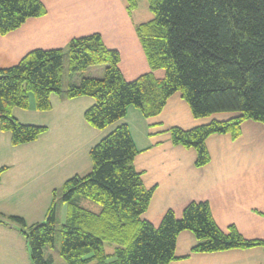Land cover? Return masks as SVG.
Masks as SVG:
<instances>
[{"label": "trees", "instance_id": "1", "mask_svg": "<svg viewBox=\"0 0 264 264\" xmlns=\"http://www.w3.org/2000/svg\"><path fill=\"white\" fill-rule=\"evenodd\" d=\"M125 2L129 12L137 7V0ZM147 4L152 18L135 30L151 71L130 81L119 69V53L107 49L97 33L73 38L65 48L31 50L17 64L0 69V129L10 133L13 145L31 142L45 130L23 124L11 113L14 107L27 108L30 95L40 111L51 107L52 94L90 96L95 103L84 118L98 129L122 118L130 105L145 117L155 116L175 92L194 118L237 113L188 129H168L174 145L196 151V166L209 161L205 140L210 135L236 139L244 121L264 124V0H147ZM45 12L40 0H0V34ZM96 65L104 66L100 77L76 79ZM154 70H163L164 76L156 78ZM136 154L125 124L90 149V169L67 179L60 189L64 217L58 239L55 198L42 222L26 227L16 216H3L0 222L20 227L32 264H53L46 248L55 246L62 264H170L183 230L194 234L196 252L264 247V239L245 238L234 225L221 230L207 201H190L180 216L168 209L153 225L143 217L153 188L143 185L133 164ZM82 199L99 209L82 206Z\"/></svg>", "mask_w": 264, "mask_h": 264}, {"label": "crops", "instance_id": "2", "mask_svg": "<svg viewBox=\"0 0 264 264\" xmlns=\"http://www.w3.org/2000/svg\"><path fill=\"white\" fill-rule=\"evenodd\" d=\"M46 12L28 18L18 28L0 34V69L17 64L34 49L65 48L73 38L97 33L107 49L119 53V69L127 81L151 71L135 27L145 15L129 12L125 0H40ZM149 20V19H148ZM65 59L63 85L67 79ZM104 66H92L81 75L100 77ZM156 78L163 70H154ZM51 107L40 111L29 97L27 108L14 107L12 115L23 124L45 130L31 142L13 145L9 132L0 129V219L20 217L25 226L42 222L53 199L58 202L63 183L91 167L90 149L121 124L129 130L137 149L134 167L143 185L153 188L143 217L157 226L171 209L177 216L190 201H207L217 226L230 225L249 239H264V124L246 120L241 134H212L205 140L209 161L196 166V151L171 142L168 129H188L229 113L194 118L179 92L161 112L145 117L128 106L125 115L104 129L92 127L84 112L95 101L90 96H50ZM61 210V211H60ZM63 212L58 205V219ZM62 218L59 220L62 222ZM13 222H0V264H32L25 236ZM194 234L181 231L170 264H264V247L196 252ZM110 248V246H108Z\"/></svg>", "mask_w": 264, "mask_h": 264}, {"label": "rangeland", "instance_id": "3", "mask_svg": "<svg viewBox=\"0 0 264 264\" xmlns=\"http://www.w3.org/2000/svg\"><path fill=\"white\" fill-rule=\"evenodd\" d=\"M136 12L138 11L139 13L145 15V20L151 19L152 18V13L150 12L149 8H148V4H147V0H137V7H136ZM134 10V9H133ZM132 10V11H133ZM229 114H231V116H235L237 113L235 112H230ZM57 202V201H56ZM188 204V203H187ZM57 205H59L60 209L63 208V212L61 213L59 220L62 218V215L64 213V206L63 204L61 205L60 203L57 202ZM81 205L90 209V210H94L97 211L99 209V206L90 201V200H86V199H82L81 201ZM61 211V210H60ZM58 220L57 222V227H56V233H55V237L58 239L59 237V228H60V221ZM47 250V254L50 253L53 256V264H62V259L59 256L58 252H57V247H50V248H46Z\"/></svg>", "mask_w": 264, "mask_h": 264}]
</instances>
